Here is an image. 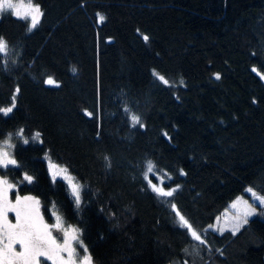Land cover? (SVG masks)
I'll list each match as a JSON object with an SVG mask.
<instances>
[{
	"label": "trees",
	"instance_id": "trees-1",
	"mask_svg": "<svg viewBox=\"0 0 264 264\" xmlns=\"http://www.w3.org/2000/svg\"><path fill=\"white\" fill-rule=\"evenodd\" d=\"M31 3V31L0 14V139L38 141H14L0 168L11 199L39 200L46 223L51 207L92 264H264L263 220L210 229L246 188L264 199V0ZM43 158L78 181V208Z\"/></svg>",
	"mask_w": 264,
	"mask_h": 264
},
{
	"label": "snow or ice",
	"instance_id": "snow-or-ice-1",
	"mask_svg": "<svg viewBox=\"0 0 264 264\" xmlns=\"http://www.w3.org/2000/svg\"><path fill=\"white\" fill-rule=\"evenodd\" d=\"M22 7L25 6L14 4L12 0H0V12L13 10L12 14L17 18L25 19L30 17L31 24L28 31H31L37 26L43 13L41 12L40 6L33 5L31 0H29V4L26 6L28 11L24 16L21 15L19 10ZM100 19L103 20V17H100ZM144 39L147 41L148 37L145 36ZM6 48V42L0 37V52H5ZM72 71L75 72V69H72ZM153 74L158 75L156 73ZM158 78L163 81V83H168L164 77L158 76ZM217 79H219V75H217ZM262 79H264V77H262ZM45 83L52 85L55 82L53 79L49 78ZM17 91L19 90L17 89ZM126 111H128V109H126ZM0 112L7 115L12 112V108L0 109ZM132 121L134 126L140 123L139 118L136 116L132 117ZM22 132L23 130L21 129L20 133H17V135L22 134ZM38 135L37 133V136ZM25 143H27V141H25ZM10 147H12V145L9 144L7 140L4 141V147H0V168H7L9 165L17 164V161L11 158L10 153L6 150ZM107 159L108 158L105 157V160ZM152 171L153 165L149 162L147 172L151 173ZM53 178H55V173L53 174ZM144 178L148 180L147 174H145ZM24 180L31 183L32 177L25 175ZM148 183L152 191L161 197H171L175 191V189L165 191L163 187H158L156 184H153L151 180H148ZM13 187L14 185L7 179H0V264H41V257L51 261L52 264H77L75 248L72 245V241L75 240L77 243H80L81 247H84L82 242L79 241L78 230L71 229L70 235L69 230L63 229L59 216H56L55 224L49 225L45 223L39 211L40 202L33 197H17L15 203H12L8 198V193ZM72 193L77 205H79L80 195L78 186L72 185ZM258 199L264 204V199ZM233 207H236V205L234 204ZM172 209L176 213L179 226L186 228L194 240L203 244L204 240L201 239V236L192 228L191 224H189L179 210H177L175 204H172ZM9 212L15 213V223L9 221ZM252 212L251 206H246L243 216H250ZM243 222L246 223L247 221L243 220ZM240 223L241 218L238 217L237 223L233 229L234 232L239 229ZM52 229L64 232V242L62 244L58 243L57 238L53 236ZM15 245H19V251L16 250L14 247ZM84 252L87 253V248H84ZM63 253H67V258L62 255ZM79 264H92L91 257L89 255H84L79 261Z\"/></svg>",
	"mask_w": 264,
	"mask_h": 264
},
{
	"label": "rangeland",
	"instance_id": "rangeland-1",
	"mask_svg": "<svg viewBox=\"0 0 264 264\" xmlns=\"http://www.w3.org/2000/svg\"><path fill=\"white\" fill-rule=\"evenodd\" d=\"M12 2L14 4L25 6V7H22L19 9L21 12V15L24 16L26 14V12L28 11L26 6L29 4V0H12ZM12 12H13V10H5L3 12H0V14H7L8 13V14L16 17L15 15L12 14ZM23 20L28 22V27H29L31 24L30 17L25 18ZM1 53H4V52H1ZM1 113H3V112H0V114ZM129 121L131 123H133L132 116L129 117ZM17 133H20V132L15 131L12 133L5 134L0 139V147H4V141H6V140L11 145L14 144V141H18L19 143H22V144H24L25 141L38 143L35 135H32L29 139H24L20 134L17 135ZM11 149H12V147L6 149L10 153V156H11ZM43 159H44V163H45V167H46V171H47V175H48L49 179L62 181L64 183L66 189H67V192L70 194V196L72 198L71 200L73 202L74 207L78 208L79 205H77L75 197L73 196V193H72V185H76V186H78L79 195H80V184L78 183V181L74 180L73 177L62 166H58V165L52 163L47 158H43ZM9 166H12V165H9ZM61 170H64V171H61ZM54 173H55V178H53ZM10 190H9V192H10ZM244 193H246L247 199L249 201L242 199L239 196H237L235 199H233L227 205L226 209H224L220 213V215L217 216V218H215L212 226H210V229L212 231L220 232V233L223 231H229L231 233H234L233 229L237 223L238 217L241 218L240 226L244 223L243 220H246L247 218L254 217V216H256L259 219L264 221V204H262L260 202V199H258V198H262V197L253 193L249 188H246L244 190ZM17 197L23 198V197H29V196H15V197H12V199H11V196L8 193V198L12 203H15ZM234 204L236 205V207H233ZM246 206H251L253 212H252V215L244 217L243 213L245 211ZM47 211H48V214L50 217V221L47 224H49V225L55 224L56 223V216H59V215L51 207H49ZM8 219L10 222L15 223V213L9 212L8 213ZM61 222H62L63 229L69 230L70 235H71L70 230L76 229L72 225L65 224L62 219H61ZM221 229H222V231H221ZM52 230H56V229H52ZM56 231H58V230H56ZM58 232H59L61 238L59 240L57 239V241H58V243L62 244L64 242V232L63 231H58ZM78 237H79V235H78ZM79 241H80V239H79ZM72 245L75 248V258L77 260V264H79V261L83 258L84 255H87V253L84 252V247H81L80 243H77V241H75V240L72 241ZM62 255H64L65 258H67V253H63ZM40 259L44 260L48 264H52L51 261L45 260L43 257H41Z\"/></svg>",
	"mask_w": 264,
	"mask_h": 264
},
{
	"label": "water",
	"instance_id": "water-1",
	"mask_svg": "<svg viewBox=\"0 0 264 264\" xmlns=\"http://www.w3.org/2000/svg\"><path fill=\"white\" fill-rule=\"evenodd\" d=\"M52 233H53L54 236H56L58 239H60L61 236H60L58 231L52 230Z\"/></svg>",
	"mask_w": 264,
	"mask_h": 264
},
{
	"label": "flooded vegetation",
	"instance_id": "flooded-vegetation-1",
	"mask_svg": "<svg viewBox=\"0 0 264 264\" xmlns=\"http://www.w3.org/2000/svg\"><path fill=\"white\" fill-rule=\"evenodd\" d=\"M15 247H16V250L19 251V246L16 245ZM40 260H41V264H45L46 263L44 260H42V259H40ZM46 264H48V263H46Z\"/></svg>",
	"mask_w": 264,
	"mask_h": 264
}]
</instances>
